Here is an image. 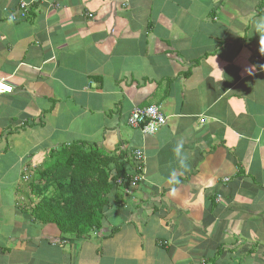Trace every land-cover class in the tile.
<instances>
[{
	"label": "crops",
	"instance_id": "obj_1",
	"mask_svg": "<svg viewBox=\"0 0 264 264\" xmlns=\"http://www.w3.org/2000/svg\"><path fill=\"white\" fill-rule=\"evenodd\" d=\"M262 19L264 0H0V264H264ZM151 105L166 124L148 136L127 119ZM74 143L129 173L144 156L81 238L30 189Z\"/></svg>",
	"mask_w": 264,
	"mask_h": 264
},
{
	"label": "trees",
	"instance_id": "obj_2",
	"mask_svg": "<svg viewBox=\"0 0 264 264\" xmlns=\"http://www.w3.org/2000/svg\"><path fill=\"white\" fill-rule=\"evenodd\" d=\"M23 11L26 18L28 7ZM47 156L49 162L42 164L37 179L30 182V189L42 196L36 214L41 220L51 218L62 233L76 238L102 227L108 210L115 209L108 200L110 192L138 185L129 182L131 173L122 160L125 154L108 156L93 147L74 143L50 150ZM118 180L122 182L118 184ZM122 202L123 198L115 200L118 205Z\"/></svg>",
	"mask_w": 264,
	"mask_h": 264
},
{
	"label": "built area",
	"instance_id": "obj_3",
	"mask_svg": "<svg viewBox=\"0 0 264 264\" xmlns=\"http://www.w3.org/2000/svg\"><path fill=\"white\" fill-rule=\"evenodd\" d=\"M20 13L19 18H24V11L26 8L25 3H20ZM12 87L6 82H0V95L2 93H10ZM127 124L129 127L139 130L142 134L151 136L156 133L158 129L166 124V117L161 111L160 107L151 105L143 108H135L131 111ZM132 159L134 167L131 174H129V182L131 185H136L143 179L142 170H144V156L142 152L136 150L132 153ZM122 181L118 180L117 183L120 184Z\"/></svg>",
	"mask_w": 264,
	"mask_h": 264
},
{
	"label": "clouds",
	"instance_id": "obj_4",
	"mask_svg": "<svg viewBox=\"0 0 264 264\" xmlns=\"http://www.w3.org/2000/svg\"><path fill=\"white\" fill-rule=\"evenodd\" d=\"M257 31H260L264 28V19H262L256 26ZM12 93V91L10 92ZM10 93H2V94H10ZM174 157L177 160L178 164L181 167L187 168V156L183 153V144H177L176 147L173 149Z\"/></svg>",
	"mask_w": 264,
	"mask_h": 264
},
{
	"label": "rangeland",
	"instance_id": "obj_5",
	"mask_svg": "<svg viewBox=\"0 0 264 264\" xmlns=\"http://www.w3.org/2000/svg\"><path fill=\"white\" fill-rule=\"evenodd\" d=\"M70 145H71V144H70ZM70 145H64V146H65V147H69ZM61 147H63V146H60V147L56 148V150H57V149H60ZM40 165H41V164H40ZM41 166H42V165H41ZM39 167H40V166H39ZM36 171H37V170H36ZM30 175H31V177H32V176L34 177V176H35V172L33 171Z\"/></svg>",
	"mask_w": 264,
	"mask_h": 264
}]
</instances>
